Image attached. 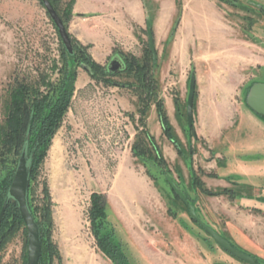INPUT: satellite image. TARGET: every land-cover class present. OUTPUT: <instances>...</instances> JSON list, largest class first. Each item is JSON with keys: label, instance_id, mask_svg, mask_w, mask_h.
I'll use <instances>...</instances> for the list:
<instances>
[{"label": "rangeland", "instance_id": "rangeland-1", "mask_svg": "<svg viewBox=\"0 0 264 264\" xmlns=\"http://www.w3.org/2000/svg\"><path fill=\"white\" fill-rule=\"evenodd\" d=\"M70 1L61 0L59 7L65 9ZM147 3L152 4L151 1ZM180 5L182 3L178 0L171 24L162 23L160 9L158 15L154 14L149 19L153 30L154 23L157 30L154 35L157 37L158 60L153 64H157L154 72L158 96L165 105L170 124L185 154L179 155L173 142L164 134L154 103L147 115L142 117L141 101L136 91L127 85L134 82L132 77L118 75L111 79L114 83L111 85L93 80L80 67L72 107L35 181V196L40 204H43L44 184L49 186L52 239L60 254L54 264H113L99 248L92 228L89 212L94 193L103 195L108 203L110 226L104 232H115L131 264H240L193 221L181 201H176L167 182V174H161L150 155V160L144 164L134 155V144L139 136L144 137L146 133L159 145L172 171L169 177L192 197L190 203L195 205L206 225L221 229L222 224L228 228L230 223H234L240 228H252L259 220L264 228V217L252 218L249 210L237 206V198L206 196L199 189L192 188L188 163L192 150L193 168L203 178L202 172L215 174V162L212 160L221 156L217 152L222 148L236 146L237 152L240 147L246 146L256 148V152L263 149L262 125L249 122L247 128L242 125L243 128L239 129L238 126L241 122L239 108H248L245 99L251 85L264 80V51L249 44L251 24L264 20V0L218 1L217 16L224 24V31L218 33H222L224 38L214 49L206 50V65L200 64L199 56H194L196 51L188 53L189 44H193L198 36L195 26H199L197 23L194 25L193 20L198 18L199 10L187 7L185 25L180 28L178 22L182 21L183 13ZM144 25L142 46L137 44V49L130 51L116 48L103 66H107L117 53L143 59L149 44L147 22ZM200 32L203 34L205 31L200 29ZM169 35L174 39L173 44L168 42ZM231 37L235 41H231ZM196 43L198 51L200 41L196 40ZM174 45L180 48V54L173 52ZM59 49L57 29L40 0H0V124L4 120L7 91L13 77L33 76L38 66L43 68L50 58L58 57ZM207 60L213 61L215 70L210 74L222 84L219 91L225 103L220 105L225 114L222 121H218L219 134L215 139L201 137L199 123L197 127L194 125L197 138L187 126L189 80L192 72L197 74L199 70L203 75L201 84L205 81ZM176 100L180 103L182 115L177 113ZM206 100L203 99L202 107L203 112L208 114L215 109V105L206 104ZM254 116L264 123L260 117ZM204 123L201 121V125ZM227 135L229 137L226 138ZM220 156L217 160H222ZM241 157L239 155L238 159ZM255 161L261 162L264 167V152L256 153ZM255 173L261 176V181L256 182L254 187L264 190V168L255 170ZM209 179L206 181L210 183L211 190H215L219 182ZM229 188H233L237 195L249 190L248 186L238 182L232 183ZM169 198L176 201V218L168 215ZM219 233L225 237L223 232ZM230 242L239 251L249 253ZM135 244L148 253L149 262L139 261V250ZM27 245V231L20 228L5 244L1 264H22L25 256L27 258ZM256 259L259 264H264L263 258Z\"/></svg>", "mask_w": 264, "mask_h": 264}, {"label": "trees", "instance_id": "trees-1", "mask_svg": "<svg viewBox=\"0 0 264 264\" xmlns=\"http://www.w3.org/2000/svg\"><path fill=\"white\" fill-rule=\"evenodd\" d=\"M221 1L224 2L225 0ZM50 2L62 18L68 31V25L73 16L75 0H71L65 9L59 7L61 0H50ZM55 28L57 29L56 26ZM70 38L74 48L73 55L66 50L59 36L60 49L58 57L50 58L43 68L38 66L33 76L27 74L22 77H13L7 91L4 120L0 124V212L7 200L19 158L22 152L27 149L30 162L28 205L41 229L42 255L39 264H54L56 259L60 258V254L52 239L53 217L49 186L47 183L44 184V196L41 200L43 204H40V200L35 196V181L40 176L53 140L72 107L80 67L88 69L90 72L85 70L93 80L110 83L111 85H114L111 79L118 75L126 74L128 77H132L134 82L127 85L136 91L141 101L143 108L140 112L142 117L147 115L151 105L154 103L158 110L164 134L173 142L179 155L184 156L185 154L170 124L165 105L158 96L157 78L154 72L157 64H153L149 44L146 46L143 59L121 53L115 54V56L123 59L126 68L120 73L111 74L107 66L101 65L93 59L89 53V45L82 44L71 34ZM196 98L197 91L194 112L197 105ZM176 106L178 115H182L181 106L177 100ZM259 117L264 119L262 116ZM189 131L194 133V126ZM133 152L143 164L145 161L150 160V155L151 161L159 168L161 174L166 173L171 176L172 171L169 169L159 145L148 133L144 134V137L139 136L138 141L133 146ZM189 154L188 163L192 188L199 189L206 194L211 193L206 188L200 175L193 168L192 157L194 152L191 150ZM209 175L216 177L215 174ZM152 178L156 181V178L153 176ZM171 191L174 193L176 201H181L190 214V209L186 202L181 199L172 187ZM226 192H228L227 189L214 195H223ZM230 197L235 198L233 195ZM91 201L90 220L99 248L113 264H131L122 244L117 240L115 232L113 230L104 232L110 226L106 198L101 194L94 193ZM176 201L169 198L168 215L172 218L177 217L174 208ZM193 221L196 222L195 220ZM20 228H24L26 231L19 205L13 199H10L0 226V264L2 263L1 253L5 244ZM22 264H27L26 256Z\"/></svg>", "mask_w": 264, "mask_h": 264}, {"label": "crops", "instance_id": "crops-1", "mask_svg": "<svg viewBox=\"0 0 264 264\" xmlns=\"http://www.w3.org/2000/svg\"><path fill=\"white\" fill-rule=\"evenodd\" d=\"M148 1H151L152 4L148 5ZM180 1L182 3V5H180V10H183L182 21L178 22L180 28L183 24L185 25L187 7L199 10L198 18L193 20L194 25L197 23L199 26H195L198 31V36L193 40V44H189L188 53L190 54L191 51H196V53L193 52L194 56H199L200 64L205 63L204 65H206L207 62L204 60V57L207 54L206 50L214 49L216 44L224 38L222 33H218L224 31L223 21L217 16L219 0ZM177 2L178 0H75L70 33L82 44L90 45L89 52L93 59L97 63L105 65L107 60L114 54L116 48L121 47L125 51H130L133 48L137 49V44L142 46L144 42L142 34L145 30L144 24H146L150 16L154 14L158 15L159 9L161 10L160 15L162 23H173ZM258 7L260 8L261 6ZM262 11H264V6ZM251 25V40L249 41V44L264 51V20L262 19L257 24L252 23ZM200 29L205 32L201 34ZM156 31L154 23L153 33L156 34ZM155 37L156 36L154 35V38ZM155 39H157V37ZM167 39L173 44L174 39H170V35ZM196 40L200 41L198 51L196 50ZM232 40L235 41V39H232L231 37V41ZM236 41L238 40L236 39ZM173 52L177 53V55L180 54V48L174 45ZM241 56L243 55L241 54ZM212 62L213 61H210L208 63L206 76H204L205 81L202 82V84V72L198 70L196 74L197 105L194 112V125L197 127V123H199V135L201 137H214L215 139L219 134L218 121H222L223 115L225 114L223 113V107L220 105L225 103L222 100L219 91V89L222 88V84L217 82L218 80L216 76L210 74L215 70L213 69L214 66ZM262 66L264 67V65ZM209 68L212 70H208ZM204 89H207L206 92H203ZM208 95H210V97H207ZM203 99H208L205 101L206 104L210 103L211 105H215V109L208 112V114L203 112ZM239 109H241L239 112L241 120L238 126L239 129L243 128L242 125H245L246 128L249 127V122H252L253 124L257 123L264 128V123L259 122L257 118H255L256 116H254L256 114H254L249 108L240 107ZM195 117H197L198 120L197 118L195 119ZM201 121L205 123L201 125ZM225 137L227 138L229 135ZM262 137H264V133ZM237 149L238 147L236 146H227L218 152L217 150H214L217 154H221L222 160H217V157L220 155L212 160L215 162L216 170L214 173L217 175L216 177H207V175L203 176V181L208 188L211 189L210 183L206 181V179L208 180L209 178L219 182V184L215 186V190L229 188L234 182L243 185L245 184L246 186H255L256 182L260 180L261 176L255 173V170L263 169L264 167L261 162H256L255 158L256 153L264 152V146L262 150L257 152L255 150L256 148H253L252 146L240 147L238 152ZM239 155H242L241 159H238ZM205 173L208 174L207 172ZM243 196V198L237 200V206L241 207L243 210H249L252 218H256L257 216L264 217V204L259 203L254 199H246L245 194ZM228 222L229 221H226V223ZM256 222L257 223H255L252 228H240V226L230 223L228 228H224L225 226L222 224L221 229L215 228V230L223 232L226 238L238 246L243 247L249 252L248 254L264 259V228L260 225L259 220H256ZM137 246L138 245L135 244V247L139 250V261H142V263L147 262L148 253H146L142 247H139L141 248L139 249Z\"/></svg>", "mask_w": 264, "mask_h": 264}, {"label": "water", "instance_id": "water-1", "mask_svg": "<svg viewBox=\"0 0 264 264\" xmlns=\"http://www.w3.org/2000/svg\"><path fill=\"white\" fill-rule=\"evenodd\" d=\"M40 1L44 5L47 13L49 14L50 18L57 27L58 34L61 38L64 47L71 55H73L74 48H73L72 40L70 38V34L67 31L62 18L60 17L56 9L53 7L50 0H40ZM147 35H148L149 49L152 53L153 61L154 63H156L158 60V54L156 50L153 27L150 19L147 20ZM125 68H126L125 62L119 56H114L107 65V69L111 74L120 73L124 71ZM84 69L86 68L84 67ZM86 70L90 72L88 69ZM196 87H197V76L195 72H192L189 82V91L187 98V126L189 130H191L194 126V102L196 95ZM246 104L247 107L253 113H255L257 116L259 115L264 118V80L255 82L251 85L246 97ZM260 119L264 121V119L262 118ZM195 137L197 138L196 133H195ZM29 181H30V162H29L27 149H25L19 158L17 170L13 182L11 184V187L9 189L7 200L0 212V226L5 216L8 207V202L10 199H13L19 205L20 214L25 223V227L27 231V243H28L27 264H39L42 255L41 229H40V225L38 224L36 218L34 217L28 205ZM168 182L172 186V188L176 191V193L179 194L183 200H186V198L183 196L182 192L180 191L178 185L170 177L168 178ZM189 209L192 219L195 220L197 223H199L204 228V230L211 236L214 242L224 251H226L233 257L239 259L244 264H259L255 258L239 251L238 249L233 247L230 244V242L227 239H225L221 234H219L216 230L204 224L199 218L195 206L190 205Z\"/></svg>", "mask_w": 264, "mask_h": 264}, {"label": "flooded vegetation", "instance_id": "flooded-vegetation-1", "mask_svg": "<svg viewBox=\"0 0 264 264\" xmlns=\"http://www.w3.org/2000/svg\"><path fill=\"white\" fill-rule=\"evenodd\" d=\"M194 137H195V132H194ZM189 171H190V169H189ZM165 174V173H164ZM202 174H204V176L206 175V173L205 172H202ZM216 175V174H215ZM169 176L170 175H167V181H168V178H169ZM208 176H209V174H208ZM217 176V175H216ZM171 178V177H170ZM202 179V181H203V178H201ZM174 181V180H173ZM259 181H261V180H259ZM175 182V181H174ZM204 182V181H203ZM169 183V182H168ZM205 183V182H204ZM170 185V184H169ZM171 186V185H170ZM205 186H206V188H208V186L205 184ZM172 187V186H171ZM178 187H179V189H180V191L182 192V194H183V196L186 198V200H183L182 198V200L183 201H185L186 202V204L188 205V206H195V205H192L190 202H192L193 200H191L192 199V197L190 196V195H188V194H186L181 188H180V186L178 185ZM248 188H249V190H247L245 193H241V194H235L236 193V191L233 189V188H223V189H219V190H211L210 188H208L210 191H211V193H209V194H206V193H203L201 190H200V192H201V194H203V195H206V196H217V195H214L215 193H217V192H223V190H225V189H227L228 190V192H226L225 194H223V195H218V196H228V197H230V196H235V198H232V197H230V198H232V199H241V198H243L244 196H243V194H245L246 196H245V198L246 199H254V200H256L257 202H259V203H262V204H264V190H257V188H255L254 186H248ZM256 192V193H255ZM179 195V194H178ZM259 195V196H258ZM180 196V195H179ZM181 197V196H180ZM258 211V210H257ZM197 212V211H196ZM198 214V213H197ZM199 216V215H198ZM199 218H200V216H199ZM201 219V218H200ZM201 221H202V219H201ZM203 222V221H202ZM204 223V222H203ZM203 230H204V228L199 224V223H197ZM205 224V223H204ZM210 227V226H209ZM211 228V227H210ZM213 229L215 230V228L213 227ZM217 231V230H216ZM218 232V231H217ZM219 233V232H218ZM220 234V233H219ZM223 236V235H222ZM224 237V236H223ZM225 239H227L229 242H230V240L228 239V238H226V236L224 237ZM230 244L233 246V247H235L236 248V246L235 245H233L231 242H230ZM237 249V248H236ZM226 252V251H225ZM227 253V252H226ZM227 254H229V253H227ZM230 255V254H229ZM247 255H249V256H252L253 258H257V257H255V256H253V255H250V254H247ZM232 256V255H231ZM233 257V256H232ZM233 258H235V257H233ZM235 259H237V258H235ZM237 260H239V259H237ZM240 261V260H239ZM256 261H257V259H256ZM240 264H244L242 261H240Z\"/></svg>", "mask_w": 264, "mask_h": 264}]
</instances>
